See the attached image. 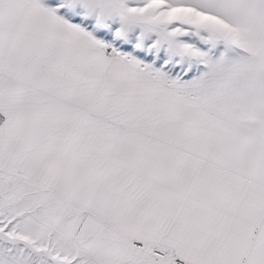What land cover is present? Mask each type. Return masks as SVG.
<instances>
[{"label":"snow or ice","instance_id":"snow-or-ice-1","mask_svg":"<svg viewBox=\"0 0 264 264\" xmlns=\"http://www.w3.org/2000/svg\"><path fill=\"white\" fill-rule=\"evenodd\" d=\"M0 264H264V0H0Z\"/></svg>","mask_w":264,"mask_h":264}]
</instances>
